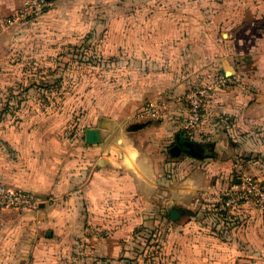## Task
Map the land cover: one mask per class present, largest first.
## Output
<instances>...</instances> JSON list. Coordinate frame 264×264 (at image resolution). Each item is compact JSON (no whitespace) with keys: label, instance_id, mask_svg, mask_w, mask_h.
Here are the masks:
<instances>
[{"label":"crops","instance_id":"0c3cea01","mask_svg":"<svg viewBox=\"0 0 264 264\" xmlns=\"http://www.w3.org/2000/svg\"><path fill=\"white\" fill-rule=\"evenodd\" d=\"M24 1L0 0V20ZM130 1L148 10L109 17L101 49L125 56L127 74L83 101L76 127L49 112L0 116V181L42 201L0 209V264H118L135 232L162 222L165 264H264L258 207L201 208L244 174L264 185V0ZM219 74L230 83L184 130V93ZM150 101L165 103L163 117L140 116ZM87 128L97 142H86ZM178 131L202 157L176 146Z\"/></svg>","mask_w":264,"mask_h":264},{"label":"rangeland","instance_id":"374dc122","mask_svg":"<svg viewBox=\"0 0 264 264\" xmlns=\"http://www.w3.org/2000/svg\"><path fill=\"white\" fill-rule=\"evenodd\" d=\"M130 2L54 0L45 13L17 23L6 32L0 28L9 50L0 51L9 66L7 70L0 68V116L6 115L16 123L21 112H49L60 115L61 120L70 117L69 127H76L83 101L113 90V83L127 74L125 56L103 53L101 49L109 17L148 10L134 8ZM210 194L223 197L224 189ZM211 203L201 208L208 211L228 207L223 199ZM164 223L135 232L133 247L125 256L131 264H165L160 247L169 230ZM75 249L78 254L79 247ZM102 262L112 264L106 259ZM123 263L121 260L118 264Z\"/></svg>","mask_w":264,"mask_h":264},{"label":"built area","instance_id":"2783aa9c","mask_svg":"<svg viewBox=\"0 0 264 264\" xmlns=\"http://www.w3.org/2000/svg\"><path fill=\"white\" fill-rule=\"evenodd\" d=\"M49 8V0H25L21 7L14 9L0 20V28L9 30L17 23L27 21L38 16ZM230 83V78L219 74L205 85L187 90L183 98L188 104L182 128L186 131L194 130L201 121L203 102L216 89H221ZM163 101H150L145 104L140 116L161 118L164 115ZM224 203L230 207H238L243 203H253L258 207L264 218V185L251 175L244 174L240 181L231 184L224 190ZM41 199L34 193L12 188L0 181V209L17 211H36Z\"/></svg>","mask_w":264,"mask_h":264},{"label":"water","instance_id":"95a60500","mask_svg":"<svg viewBox=\"0 0 264 264\" xmlns=\"http://www.w3.org/2000/svg\"><path fill=\"white\" fill-rule=\"evenodd\" d=\"M143 125L142 123L134 125L135 127ZM85 140L88 143H94L99 140L98 132L94 128H87L85 129ZM175 142L176 146L185 153L202 157L203 156V147L190 139L184 136L182 133L177 132L175 134ZM179 211L175 208L170 210V214L172 218H176Z\"/></svg>","mask_w":264,"mask_h":264},{"label":"trees","instance_id":"16d2710c","mask_svg":"<svg viewBox=\"0 0 264 264\" xmlns=\"http://www.w3.org/2000/svg\"><path fill=\"white\" fill-rule=\"evenodd\" d=\"M119 259H121V260H123L125 263H123V264H131L132 262H131V260H129V258H127V257H120ZM137 264V263H136Z\"/></svg>","mask_w":264,"mask_h":264}]
</instances>
